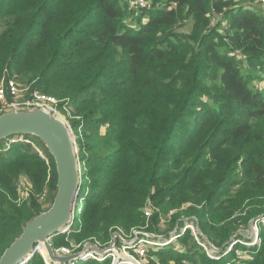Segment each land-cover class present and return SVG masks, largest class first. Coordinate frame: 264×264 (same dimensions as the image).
Instances as JSON below:
<instances>
[{
  "label": "trees",
  "instance_id": "obj_1",
  "mask_svg": "<svg viewBox=\"0 0 264 264\" xmlns=\"http://www.w3.org/2000/svg\"><path fill=\"white\" fill-rule=\"evenodd\" d=\"M123 1L0 0V79L22 76L80 116L81 242L106 247L115 228L143 226L152 202L161 212L190 205L185 216L224 244L264 215V89L254 80L264 72V12L234 0H148L152 9L140 11L148 22L134 28ZM27 138L54 166L48 208L12 211L0 197V258L57 192L54 159ZM13 146L0 153V184L14 182L7 170L19 166L43 192V160ZM262 236L251 264H264ZM155 255L163 264L185 260L170 250ZM28 264L45 263L37 254Z\"/></svg>",
  "mask_w": 264,
  "mask_h": 264
},
{
  "label": "rangeland",
  "instance_id": "obj_2",
  "mask_svg": "<svg viewBox=\"0 0 264 264\" xmlns=\"http://www.w3.org/2000/svg\"><path fill=\"white\" fill-rule=\"evenodd\" d=\"M238 4L248 5L249 0H234ZM126 4H130V0H124ZM153 3L151 2V6L149 7L152 9ZM262 8V7H261ZM130 11H132V15L128 19V23L132 25L134 28H138L140 22L146 23L148 22V18L145 14H142L140 11L142 9L133 7H129ZM145 9V8H144ZM148 9V8H147ZM248 10H255L256 7H246ZM264 10V9H263ZM149 11V10H147ZM264 12V11H263ZM140 15H145L142 19H139ZM141 17V16H140ZM191 30V25L187 24L180 29L181 33H189ZM250 71V70H249ZM253 71V70H252ZM6 73V72H5ZM4 73V74H5ZM264 75V72H261L259 69L255 72L256 80L255 85L260 89H264V80L261 79V76ZM14 77L16 75H12ZM18 80V79H17ZM23 85H30L32 83L24 80L22 76L18 80ZM60 116L69 124L72 128V132L74 135V139L76 141V147L78 150L79 157H81V147L79 145V136H83L81 127L79 126L78 130L75 129L77 124H80V116L76 115V109L74 108H65L60 110ZM83 127V125H82ZM102 133H105V128L102 129ZM17 146L16 149H25L26 153L38 155L41 160L44 162L43 170L46 169L47 171V180L48 176H51L54 170V166L46 157V153L42 151L41 147L38 145L37 141L27 137H14L11 138L5 143L3 142L0 144V153L2 155L8 154L12 147ZM196 152H193L192 155L195 156ZM80 164L82 167V173L85 170V163L83 160H80ZM19 166H15V168H8L9 174L13 177V181H9L5 184H0V197L5 198L7 203V209L12 211H17L22 209L23 207H32V204L41 205L43 208H48V200L50 196V191L48 187L49 180L45 182V189L44 191H39L36 184L34 183L30 174L25 172L18 173ZM239 169V167H238ZM5 177L3 174H0V179ZM22 182V187H25L26 183L28 182L30 186L27 187V191L29 193L26 199L22 198L24 194L22 191L19 190V184ZM86 194L85 197L82 199L79 197L77 201V209L75 213V231L72 229L69 234H62L65 235V241H63V245L59 246L58 250L65 249L66 251L70 252H77L81 250L85 243L93 242L91 239L85 240L81 242L77 238V233L82 231V221L79 219V215L81 214L83 207L86 204ZM27 196V195H26ZM150 203V202H148ZM151 209H148L147 212L144 211L143 214V221L145 222L143 226L137 227L135 225L131 226V232H126L122 228H115L114 232H120L126 238L132 239L134 238L133 234L135 232H146L149 234L159 235L160 238L150 237L148 235H140L136 242L134 243L135 246H139L145 248L148 246L149 252L142 256L141 250H137L133 248L131 250L126 251V257L128 258V262L123 264H163L162 260H160L156 255V251H175V254L185 255V260L183 261L184 264H251L253 260L254 254L259 250L260 246L263 242L262 232L264 231V226H259L258 231L254 228V224L257 220L264 218L262 217L256 218L250 222L246 227L239 229L226 243L224 244H214L193 222L191 218L185 216V211H187L190 205H182L180 207H165L164 211H160L161 208L159 206L154 205L151 202ZM149 206V205H148ZM146 206V208L148 207ZM153 210L158 212V220L156 222L157 230L152 229L151 221L153 219ZM145 218V219H144ZM223 225V224H222ZM178 227V230L175 229ZM175 231V232H174ZM190 235L187 240V246H183L181 243V239L186 237V235ZM192 237V239H191ZM173 242H167V240ZM113 241V234L112 239L108 243L111 244ZM95 243L101 244L99 241L96 240ZM107 245V246H108ZM151 245V246H150ZM160 245V246H158ZM102 247V244L100 245ZM161 247V248H159ZM200 248L198 250L197 248ZM197 249V250H196ZM186 250V254L183 251ZM206 256L209 261L204 257ZM44 263L46 264L45 258L42 256ZM102 259V258H101ZM195 259V260H194ZM194 260V261H193ZM112 264L111 258H104L101 261L94 260L93 258L89 259L87 262H80L81 264H94V263H109ZM191 261V262H190Z\"/></svg>",
  "mask_w": 264,
  "mask_h": 264
},
{
  "label": "water",
  "instance_id": "obj_3",
  "mask_svg": "<svg viewBox=\"0 0 264 264\" xmlns=\"http://www.w3.org/2000/svg\"><path fill=\"white\" fill-rule=\"evenodd\" d=\"M14 137L39 139L48 150L56 165L57 192L47 211L22 226L21 234L5 250L0 264H28L37 254L47 259L46 264H75L90 253L101 258L115 256L116 264H119L123 259L119 246L131 240L117 231L113 233L112 243L104 248L95 242H88L81 250L66 253L58 251L53 245L54 238L74 229L77 201L83 185L80 157L69 124L60 115L45 108H13L0 114V143ZM140 235L160 238L146 232H135L134 238L138 239Z\"/></svg>",
  "mask_w": 264,
  "mask_h": 264
},
{
  "label": "built area",
  "instance_id": "obj_4",
  "mask_svg": "<svg viewBox=\"0 0 264 264\" xmlns=\"http://www.w3.org/2000/svg\"><path fill=\"white\" fill-rule=\"evenodd\" d=\"M130 4L134 7L144 9V8H149L151 6V2L148 0H130ZM240 1V0H238ZM248 6L252 7H259L262 11H264V0H249ZM262 7V8H261ZM45 108L50 110L51 112H54L58 115H60V101L56 99L53 96L44 94L37 89L33 88V84L30 85H23L21 84L16 77L12 76L9 71H6V73L3 75V77L0 79V114H2L5 111L11 110L13 108ZM22 182L19 184V190L22 191L24 194L22 195V198L26 199L28 197L29 193L27 191V187L30 186L29 183L27 182L25 187H22ZM27 195V196H26ZM150 203L147 204V208H145V211L147 212L148 209H151ZM76 211H78L77 206H76ZM75 211V213H76ZM155 210L152 212L154 213ZM192 221H195L197 223V219L191 218ZM75 223V222H74ZM195 223V224H196ZM74 225V224H73ZM198 226V224H197ZM259 226H264V218L259 219L256 221L254 224V228L258 231ZM69 234V233H67ZM134 236V234H133ZM129 239V238H127ZM132 238L129 239L131 240L130 243L126 245H120V250L123 255V259L119 262V264H123L125 262H128V258L126 257V251L131 250L133 248H136L137 250H141L142 256L149 252L148 246H145V248L135 246L134 243L136 242L137 239ZM167 242H173L166 239ZM88 243V242H87ZM86 244V243H85ZM99 245V243H98ZM110 245V244H109ZM151 246V245H150ZM160 246V245H158ZM101 247V246H100ZM107 247V246H106ZM104 248V247H103ZM58 250V249H57ZM61 252H66V253H75V252H70L66 251L65 249L63 250H58ZM84 257H89V259L93 258L94 260L101 261V257L94 256L92 253L85 255ZM112 259V264L117 263V259L115 256L111 257ZM45 261L47 262L46 258Z\"/></svg>",
  "mask_w": 264,
  "mask_h": 264
},
{
  "label": "bare ground",
  "instance_id": "obj_5",
  "mask_svg": "<svg viewBox=\"0 0 264 264\" xmlns=\"http://www.w3.org/2000/svg\"><path fill=\"white\" fill-rule=\"evenodd\" d=\"M89 260V257H84V258H80L79 260H77L75 263H77V262H80V261H85V262H87Z\"/></svg>",
  "mask_w": 264,
  "mask_h": 264
},
{
  "label": "crops",
  "instance_id": "obj_6",
  "mask_svg": "<svg viewBox=\"0 0 264 264\" xmlns=\"http://www.w3.org/2000/svg\"><path fill=\"white\" fill-rule=\"evenodd\" d=\"M47 260V259H46Z\"/></svg>",
  "mask_w": 264,
  "mask_h": 264
}]
</instances>
